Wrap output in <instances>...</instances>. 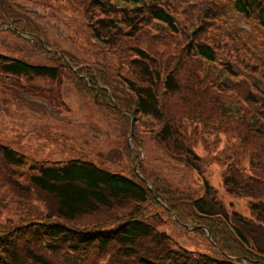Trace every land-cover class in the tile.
<instances>
[{
	"label": "rangeland",
	"instance_id": "374dc122",
	"mask_svg": "<svg viewBox=\"0 0 264 264\" xmlns=\"http://www.w3.org/2000/svg\"><path fill=\"white\" fill-rule=\"evenodd\" d=\"M13 1L43 18L44 33L56 45L55 50L86 63L85 73L103 68L115 81L122 78L135 81L137 71L132 61L137 49H142L158 64L163 79L169 74L178 79L182 90L170 103L181 106L187 117L191 118L189 107L194 108L202 97H212L215 104H207L199 111L191 109L195 122L183 123L187 125L188 141L202 160L199 162L202 175L159 143L156 134L160 127L155 121L133 114L131 126L137 128L147 152L135 150L137 147L131 141L134 136L130 135L128 140L129 132L112 114V105L92 94L81 95L66 77L61 82L0 77L2 144L34 162L86 155L113 171L127 174L132 169L142 170L141 161L138 162L142 156L145 169L171 183L174 189L202 197L206 180L227 211L257 221L252 206L264 203V28L256 12L238 13L234 0H144L145 6L166 8L175 18L173 29L155 21L149 10L140 20L133 13L136 8L124 3L108 18L117 24L124 16L135 17L139 32L129 36L130 28L120 24V31H113L101 42L92 33L91 24L104 17L98 9H91L94 0ZM101 1L113 2L120 8V2ZM199 42L215 48L217 62L209 63L194 56L193 46ZM40 52L39 47L16 34L0 30L1 54L36 65H59L54 58H59L58 54L47 58ZM60 69L67 76L66 68ZM230 69L235 78L227 73ZM235 82L239 83L243 96L229 92ZM109 93L111 96L112 90ZM248 93L253 100L245 98ZM127 144L128 147L131 144L133 159L124 152ZM226 178L241 182L239 193L228 190ZM0 185V227L10 220L18 223L27 210L20 201H14L19 197L15 196L13 183L6 180ZM158 213L164 220L160 230L171 236L176 249L215 253V247L203 233L175 225L164 210ZM93 223V219L81 222ZM261 243L264 246V238ZM58 263L65 264L60 260Z\"/></svg>",
	"mask_w": 264,
	"mask_h": 264
},
{
	"label": "trees",
	"instance_id": "16d2710c",
	"mask_svg": "<svg viewBox=\"0 0 264 264\" xmlns=\"http://www.w3.org/2000/svg\"><path fill=\"white\" fill-rule=\"evenodd\" d=\"M111 1L136 6L138 15L149 10L154 19L173 26L169 13L159 7L153 10L145 6L144 0ZM246 2L248 6L260 9V19L264 24V1L239 0L238 7L243 11L248 8ZM114 6L113 2L105 4L94 0L91 9L98 8L107 17L117 11ZM33 14L12 0H0V24L44 36L39 25L43 18ZM127 18L130 27H137L136 18ZM91 26L94 38L101 42L104 41V33L120 31L111 18L96 20ZM34 45L47 58L53 57L40 42L35 41ZM193 51L217 62L215 50L208 45L197 44ZM137 54L132 61L137 71L135 81L129 78L115 81L103 68H98L97 72L89 70L85 73L84 69L73 72L61 57H54L59 65L33 66L2 54L0 77L16 81L41 79L60 82L66 77L78 87L81 95L92 94L104 103H110L112 114L119 118L129 134L133 114L155 121L160 127L156 134L159 143L202 175L199 164L202 160L188 141L187 125L183 123L195 122L191 109L199 111L207 104L214 105L215 99L202 97L194 108L189 107L191 118L187 117L181 106L170 103L182 90L178 79L172 74L163 79L158 64L145 51L137 49ZM71 61L75 65L84 63L77 59ZM61 66L66 68L67 76L62 75ZM227 73L235 78L232 69ZM85 75L88 80L83 78ZM239 86L235 82L229 92L243 96ZM109 90H112V97ZM246 97L253 100L249 93ZM136 129L132 140L137 149L144 152L146 149ZM124 152L133 159L128 144ZM141 169L154 192L134 169L130 174L113 171L86 155L59 162H34L0 142V184L6 180L13 183L15 196L19 197L14 201H20L27 210V215L18 223L10 220L0 227V264H59V260L65 264H264V246L261 243L264 238V203L253 204L254 215L257 216V221L253 222L237 212L227 211L217 198L216 190L206 180L203 181L204 196L197 197L174 189L171 183L148 172L144 161ZM226 179L228 190L239 193L241 182L234 178ZM167 208L172 214L167 212ZM160 209L175 225L207 228L220 250L215 248L214 254H204L176 249L171 236L160 230L164 225L158 213ZM84 219H93L94 223L81 224ZM197 231L207 237L205 230Z\"/></svg>",
	"mask_w": 264,
	"mask_h": 264
}]
</instances>
